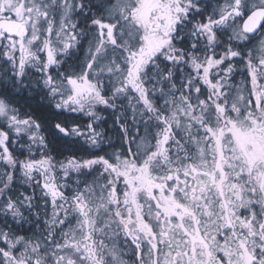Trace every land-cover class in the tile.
Here are the masks:
<instances>
[{
	"label": "snow or ice",
	"instance_id": "snow-or-ice-1",
	"mask_svg": "<svg viewBox=\"0 0 264 264\" xmlns=\"http://www.w3.org/2000/svg\"><path fill=\"white\" fill-rule=\"evenodd\" d=\"M0 264H264V0H0Z\"/></svg>",
	"mask_w": 264,
	"mask_h": 264
}]
</instances>
